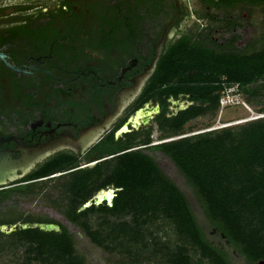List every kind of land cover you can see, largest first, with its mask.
Instances as JSON below:
<instances>
[{
  "label": "trees",
  "instance_id": "16d2710c",
  "mask_svg": "<svg viewBox=\"0 0 264 264\" xmlns=\"http://www.w3.org/2000/svg\"><path fill=\"white\" fill-rule=\"evenodd\" d=\"M207 1L218 5L264 2ZM263 77L264 47L249 54L219 53L181 36L159 59L156 86L146 91L143 101L154 96L161 105L155 118L161 138L176 135L188 120L215 111L225 85L239 88ZM179 94L188 95L191 105L167 114L168 99H178ZM105 142L99 158L119 154L76 172L69 181L74 185L70 220L92 242L134 261L149 255L169 264H229L223 250L205 237L184 194L161 172L147 148L174 163L214 231L252 264H264V117L155 145H148L147 139L129 144L112 135ZM67 161H53L30 176L46 175ZM110 186L117 189L110 206L104 202L75 212L95 192ZM89 214L100 219L96 229L88 226ZM0 235L14 236L26 245L21 264H81L72 234L64 228L60 232L27 228Z\"/></svg>",
  "mask_w": 264,
  "mask_h": 264
},
{
  "label": "flooded vegetation",
  "instance_id": "af4514ba",
  "mask_svg": "<svg viewBox=\"0 0 264 264\" xmlns=\"http://www.w3.org/2000/svg\"><path fill=\"white\" fill-rule=\"evenodd\" d=\"M199 1L207 8L216 4ZM190 3L0 0V152L12 160L28 158L24 171L16 170L19 177L0 183V208L8 201L16 204L20 191L68 174L73 180L76 172L119 154L98 156L110 135L126 140L141 128L144 136L151 132L161 105L154 96L143 99L156 86L159 59L182 36ZM168 102L169 115L191 105L182 94ZM137 111L149 120L134 129ZM125 125L129 131L116 137ZM62 158L69 161L46 175L30 176ZM73 186L65 188L70 193ZM43 223L56 224L59 232L64 228L56 220Z\"/></svg>",
  "mask_w": 264,
  "mask_h": 264
},
{
  "label": "rangeland",
  "instance_id": "374dc122",
  "mask_svg": "<svg viewBox=\"0 0 264 264\" xmlns=\"http://www.w3.org/2000/svg\"><path fill=\"white\" fill-rule=\"evenodd\" d=\"M198 1L191 0L189 18L183 26L182 36L219 53L249 54L264 47V2L236 3L227 7L214 4L207 8ZM263 81L264 77L253 84L239 88L235 85L233 87L225 85L219 98V101L223 99V105L218 102L215 111H208L188 120L176 135L168 133L160 138L156 123L152 121L149 124L151 132L147 137L144 136L143 128H141L135 131L128 141H122L134 144L139 140L147 139L148 145H155L196 133L234 127L237 124L264 117V111H261L264 109V89L261 87ZM135 148L139 146L132 149ZM146 152L154 158L161 172L184 194L205 237L223 250L227 256V262L229 264H252L213 230L200 207L193 188L174 163L162 152H149L147 148ZM71 175L58 176L59 178L54 180L36 184L29 191L16 193V204L11 205L8 201L0 208V223L19 225L25 222L42 223L49 219L58 221L72 234L73 249L75 254L81 258V264H169L159 257L149 255H143L141 260L134 261L124 253L111 252L95 244L81 226L74 228L70 222L72 193L65 188L68 186ZM27 194L32 197L27 198ZM99 220L96 214H91L87 221L91 230L97 228ZM14 239V236L0 235V264L22 263L26 245L23 246V243H17Z\"/></svg>",
  "mask_w": 264,
  "mask_h": 264
},
{
  "label": "water",
  "instance_id": "95a60500",
  "mask_svg": "<svg viewBox=\"0 0 264 264\" xmlns=\"http://www.w3.org/2000/svg\"><path fill=\"white\" fill-rule=\"evenodd\" d=\"M0 57H2L1 54H0ZM146 114L147 113H145L144 115H141L139 122L131 123L134 129L138 128L141 125V123L145 124L148 122L149 116ZM128 131L129 129L125 125L120 132L116 133V137H118L122 132L126 133ZM27 163H28V158L24 156L22 157V159L12 160L10 159V154L5 153V152H0V179H1L0 183H3V181L5 180V177L8 180L16 179L17 177H19L20 175H17L16 170H20L21 172H23L24 169L22 168V166L24 164L26 165ZM94 163H95V159L92 160V163L89 166H93ZM108 190L111 193V197L106 198L103 195V192H106V190H100L91 199L83 203L80 208L85 209L91 205L98 206L102 204L103 201H106V203H108V205L110 206L112 204V199L115 196V192L117 191V189L108 187L107 191ZM27 228H38L40 231H44V232H50V231L59 232L58 226L52 223H43V224L42 223L40 224L25 223V224H19V225H11V226L3 225V226H0V231L3 233L9 234V233L15 232L18 229H27ZM259 264H263V263L259 262Z\"/></svg>",
  "mask_w": 264,
  "mask_h": 264
},
{
  "label": "bare ground",
  "instance_id": "6f19581e",
  "mask_svg": "<svg viewBox=\"0 0 264 264\" xmlns=\"http://www.w3.org/2000/svg\"><path fill=\"white\" fill-rule=\"evenodd\" d=\"M139 118H141V113L138 111L136 114H135V116L133 117V120H132V123L133 122H139L140 121V119ZM102 193V192H101ZM101 195V194H100ZM103 195L106 197V198H109V197H111V193H110V191L108 190H106V192H103ZM100 199V198H99Z\"/></svg>",
  "mask_w": 264,
  "mask_h": 264
},
{
  "label": "built area",
  "instance_id": "2783aa9c",
  "mask_svg": "<svg viewBox=\"0 0 264 264\" xmlns=\"http://www.w3.org/2000/svg\"><path fill=\"white\" fill-rule=\"evenodd\" d=\"M222 91H224V90H222ZM219 102H220L221 105H223V99L222 98H221V100ZM210 129H212V128H210Z\"/></svg>",
  "mask_w": 264,
  "mask_h": 264
},
{
  "label": "clouds",
  "instance_id": "9594fccd",
  "mask_svg": "<svg viewBox=\"0 0 264 264\" xmlns=\"http://www.w3.org/2000/svg\"><path fill=\"white\" fill-rule=\"evenodd\" d=\"M234 85H232V87H233ZM236 86V85H235ZM236 88H237V86H236ZM210 130H212V129H210ZM173 140V139H172Z\"/></svg>",
  "mask_w": 264,
  "mask_h": 264
}]
</instances>
